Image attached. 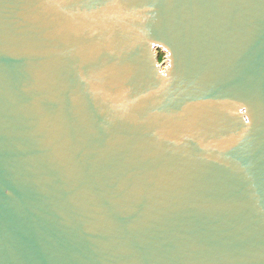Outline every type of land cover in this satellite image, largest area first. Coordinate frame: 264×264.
Here are the masks:
<instances>
[{
  "label": "water",
  "instance_id": "95a60500",
  "mask_svg": "<svg viewBox=\"0 0 264 264\" xmlns=\"http://www.w3.org/2000/svg\"><path fill=\"white\" fill-rule=\"evenodd\" d=\"M0 264H264V0H0Z\"/></svg>",
  "mask_w": 264,
  "mask_h": 264
},
{
  "label": "rangeland",
  "instance_id": "374dc122",
  "mask_svg": "<svg viewBox=\"0 0 264 264\" xmlns=\"http://www.w3.org/2000/svg\"><path fill=\"white\" fill-rule=\"evenodd\" d=\"M159 52H160V54H161L162 56L165 55L164 52H162L161 50H159ZM161 61H163V58H162Z\"/></svg>",
  "mask_w": 264,
  "mask_h": 264
},
{
  "label": "trees",
  "instance_id": "16d2710c",
  "mask_svg": "<svg viewBox=\"0 0 264 264\" xmlns=\"http://www.w3.org/2000/svg\"><path fill=\"white\" fill-rule=\"evenodd\" d=\"M162 58H163V56H162V55H160V60H162Z\"/></svg>",
  "mask_w": 264,
  "mask_h": 264
}]
</instances>
